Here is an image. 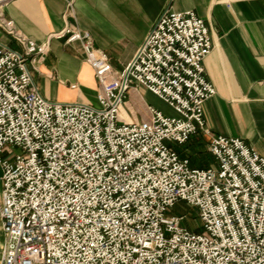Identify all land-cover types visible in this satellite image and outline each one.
Segmentation results:
<instances>
[{
	"label": "built area",
	"instance_id": "obj_1",
	"mask_svg": "<svg viewBox=\"0 0 264 264\" xmlns=\"http://www.w3.org/2000/svg\"><path fill=\"white\" fill-rule=\"evenodd\" d=\"M0 28L20 47L0 44V264H264V156L241 137L213 135L215 162L200 168L172 146L208 131L205 101L217 88L204 18L164 9L122 70L89 31L55 33L80 43L97 105L44 97L32 68L50 39L22 33L1 3ZM135 85L177 115L150 106L147 119L123 120ZM179 201L201 225L168 213Z\"/></svg>",
	"mask_w": 264,
	"mask_h": 264
},
{
	"label": "crops",
	"instance_id": "obj_2",
	"mask_svg": "<svg viewBox=\"0 0 264 264\" xmlns=\"http://www.w3.org/2000/svg\"><path fill=\"white\" fill-rule=\"evenodd\" d=\"M72 3V8L68 3ZM7 18L49 51L32 68L40 93L51 101L98 104L99 83L80 43L53 35L65 26L89 31L113 67L131 62L149 30L166 8L194 10L211 30L213 49L206 74L217 93L205 101L208 131L199 130L177 145L191 166L215 161L208 143L213 135L241 137L264 156V0H0ZM0 44L20 49L0 28ZM153 106L167 116L177 112L152 91L135 85L121 110L125 121L145 120Z\"/></svg>",
	"mask_w": 264,
	"mask_h": 264
},
{
	"label": "rangeland",
	"instance_id": "obj_3",
	"mask_svg": "<svg viewBox=\"0 0 264 264\" xmlns=\"http://www.w3.org/2000/svg\"><path fill=\"white\" fill-rule=\"evenodd\" d=\"M176 150H177V145L173 144L172 145ZM16 151V149L8 148L5 151ZM4 151V152H5ZM5 152V154H6ZM8 153V152H7ZM3 189V181L0 179V192ZM171 215H179V214H186L187 218L184 221V225H187L191 229L196 228L198 225H201V221L198 219V221L195 219L196 216V211L194 208H189L187 205H185L184 202L179 201L174 208L170 209L168 212ZM197 230V229H196ZM199 230V229H198Z\"/></svg>",
	"mask_w": 264,
	"mask_h": 264
},
{
	"label": "water",
	"instance_id": "obj_4",
	"mask_svg": "<svg viewBox=\"0 0 264 264\" xmlns=\"http://www.w3.org/2000/svg\"><path fill=\"white\" fill-rule=\"evenodd\" d=\"M2 175H3V172H2V170L0 169V178L2 177Z\"/></svg>",
	"mask_w": 264,
	"mask_h": 264
}]
</instances>
